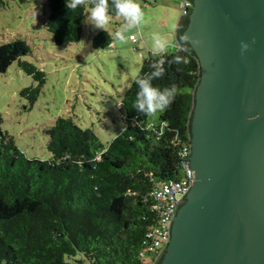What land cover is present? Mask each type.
I'll return each instance as SVG.
<instances>
[{
    "label": "trees",
    "instance_id": "16d2710c",
    "mask_svg": "<svg viewBox=\"0 0 264 264\" xmlns=\"http://www.w3.org/2000/svg\"><path fill=\"white\" fill-rule=\"evenodd\" d=\"M9 1L15 0H0V7ZM45 3L44 26L53 43L79 42L94 0H83L75 10L67 7V0ZM188 11L178 30L179 45L157 56L149 54L126 90L119 105L124 128L107 145L92 129L59 117L44 130L51 158L28 159L2 130L0 115V264H146L139 254L156 217L151 193L157 184L183 177L180 152L190 148L200 64L192 47L180 39ZM113 41L101 31L91 38V46L105 49ZM29 53L21 39L1 44L0 74L16 62L31 76L36 85L20 95L33 105L45 75L21 60ZM161 59L166 72L153 84L175 86V98L162 112L138 113L133 107L136 80ZM161 259L152 258L148 264H160Z\"/></svg>",
    "mask_w": 264,
    "mask_h": 264
},
{
    "label": "water",
    "instance_id": "95a60500",
    "mask_svg": "<svg viewBox=\"0 0 264 264\" xmlns=\"http://www.w3.org/2000/svg\"><path fill=\"white\" fill-rule=\"evenodd\" d=\"M188 19L194 178L160 264H264V0H192Z\"/></svg>",
    "mask_w": 264,
    "mask_h": 264
},
{
    "label": "rangeland",
    "instance_id": "374dc122",
    "mask_svg": "<svg viewBox=\"0 0 264 264\" xmlns=\"http://www.w3.org/2000/svg\"><path fill=\"white\" fill-rule=\"evenodd\" d=\"M45 1L15 0L0 7V45L15 39L25 41L30 53L21 60L45 75V84L36 102L30 105L20 92L36 85L32 77L16 62L0 74L1 128L28 159L42 161L51 158L44 130L59 117H71L82 129H92L104 145L122 132L121 100L152 54V33L166 32L155 22L158 11L155 17L144 11V22L125 33L126 39L121 42L115 34L124 23L122 17H112L103 30L88 20L89 11L81 40L56 46L44 26ZM137 2L143 5L142 0ZM153 19L155 23H149ZM101 31L112 35L114 41L108 48L93 49L91 38ZM173 47V42L169 43L166 52Z\"/></svg>",
    "mask_w": 264,
    "mask_h": 264
},
{
    "label": "clouds",
    "instance_id": "9594fccd",
    "mask_svg": "<svg viewBox=\"0 0 264 264\" xmlns=\"http://www.w3.org/2000/svg\"><path fill=\"white\" fill-rule=\"evenodd\" d=\"M82 3L83 0H67V7L75 10ZM112 15L122 17L124 20V23L115 34L121 42L126 39L125 33L141 25L145 20L144 10L137 0H111V2L110 0H94L88 20L96 28L105 30L111 21ZM180 39L187 42L188 37L181 36ZM151 40L153 56L167 51L169 41L161 33H152ZM241 48L242 51H245L248 45L242 44ZM164 63L162 59L151 63L150 68L152 70L136 80L138 92L133 107L138 113L152 115L162 112L173 102L177 91L175 86L160 88L153 84L154 80L164 76L166 72Z\"/></svg>",
    "mask_w": 264,
    "mask_h": 264
},
{
    "label": "built area",
    "instance_id": "2783aa9c",
    "mask_svg": "<svg viewBox=\"0 0 264 264\" xmlns=\"http://www.w3.org/2000/svg\"><path fill=\"white\" fill-rule=\"evenodd\" d=\"M191 8L192 3L184 1L181 6V14L186 15ZM189 157L190 148L184 147L180 152L183 177L177 181L159 183L151 193L156 217L154 223L147 230L144 249L139 254L146 264L150 263L152 258L157 260V257L165 251L170 239L172 219L193 183L194 172L190 168Z\"/></svg>",
    "mask_w": 264,
    "mask_h": 264
},
{
    "label": "crops",
    "instance_id": "0c3cea01",
    "mask_svg": "<svg viewBox=\"0 0 264 264\" xmlns=\"http://www.w3.org/2000/svg\"><path fill=\"white\" fill-rule=\"evenodd\" d=\"M186 0H142L143 5L141 6L145 12L150 14L151 17H155L154 13L159 12L160 15L152 22L158 23V27L165 29V35L169 43L173 42V50L179 45L177 40L178 30L183 19L181 14V6ZM150 11H153L150 13ZM155 21V22H154ZM173 40V41H172Z\"/></svg>",
    "mask_w": 264,
    "mask_h": 264
},
{
    "label": "flooded vegetation",
    "instance_id": "af4514ba",
    "mask_svg": "<svg viewBox=\"0 0 264 264\" xmlns=\"http://www.w3.org/2000/svg\"><path fill=\"white\" fill-rule=\"evenodd\" d=\"M161 257H162V254L157 257L158 261L161 259ZM158 261H157V264H158Z\"/></svg>",
    "mask_w": 264,
    "mask_h": 264
}]
</instances>
